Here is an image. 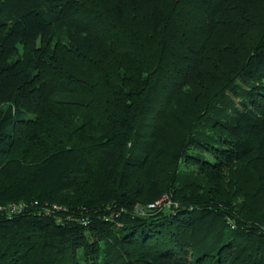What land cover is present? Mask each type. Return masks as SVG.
Instances as JSON below:
<instances>
[{"label": "trees", "instance_id": "trees-1", "mask_svg": "<svg viewBox=\"0 0 264 264\" xmlns=\"http://www.w3.org/2000/svg\"><path fill=\"white\" fill-rule=\"evenodd\" d=\"M20 201L0 264H264V0H0Z\"/></svg>", "mask_w": 264, "mask_h": 264}, {"label": "built area", "instance_id": "built-area-1", "mask_svg": "<svg viewBox=\"0 0 264 264\" xmlns=\"http://www.w3.org/2000/svg\"><path fill=\"white\" fill-rule=\"evenodd\" d=\"M163 200H166V202H162ZM166 204V205H169L170 204V201L167 200V197L164 196L163 198H161L160 200H157L155 201L154 203H150L148 204V208H155V207H158L160 206L161 204ZM28 206L27 202L25 201H20V202H11V203H8V204H5V205H0V211H4L6 212L7 214L11 215V214H14V213H19L21 211H23L26 207ZM51 207V208H50ZM45 206L44 207V211L46 213H50L52 212L53 210H59L61 209L62 207L59 206V205H56V204H53L52 206ZM143 212V211H142ZM60 219H58L59 221Z\"/></svg>", "mask_w": 264, "mask_h": 264}, {"label": "rangeland", "instance_id": "rangeland-1", "mask_svg": "<svg viewBox=\"0 0 264 264\" xmlns=\"http://www.w3.org/2000/svg\"><path fill=\"white\" fill-rule=\"evenodd\" d=\"M177 206V205H176Z\"/></svg>", "mask_w": 264, "mask_h": 264}]
</instances>
